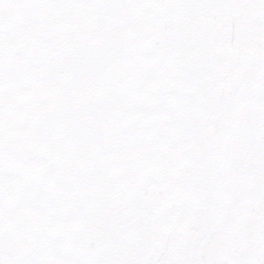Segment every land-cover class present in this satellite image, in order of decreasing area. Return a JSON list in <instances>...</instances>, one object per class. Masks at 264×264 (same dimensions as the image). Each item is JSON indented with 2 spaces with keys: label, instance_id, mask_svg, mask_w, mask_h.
<instances>
[{
  "label": "snow or ice",
  "instance_id": "obj_1",
  "mask_svg": "<svg viewBox=\"0 0 264 264\" xmlns=\"http://www.w3.org/2000/svg\"><path fill=\"white\" fill-rule=\"evenodd\" d=\"M0 264H264V0H0Z\"/></svg>",
  "mask_w": 264,
  "mask_h": 264
}]
</instances>
